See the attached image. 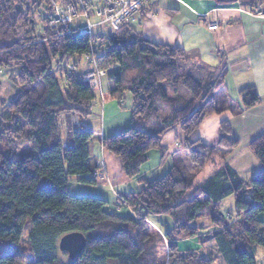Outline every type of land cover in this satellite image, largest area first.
<instances>
[{"label": "trees", "instance_id": "obj_1", "mask_svg": "<svg viewBox=\"0 0 264 264\" xmlns=\"http://www.w3.org/2000/svg\"><path fill=\"white\" fill-rule=\"evenodd\" d=\"M44 3L32 0L36 6ZM26 4L0 0V67L19 68L11 76L15 94L0 100V249L13 248L0 255V264H25L19 246L25 227L34 264H212L213 258L182 250L180 242L195 238L214 242L223 264H258L257 253L264 250V130L247 143L263 165L250 179L230 165L241 141L232 137L229 121L220 123L217 144L193 137L211 115L230 111L236 116L257 106L259 94L246 90L240 102L233 99L224 86V69L189 61L185 49L151 41L131 21L99 36L101 66L117 64L103 79L105 101L132 97L133 125L102 140L103 148L120 159L125 175L139 177L150 151L167 150L162 145L167 130L178 126L183 133L171 170L154 180L140 178L139 191L117 199L134 215L110 212L105 199L76 196L69 187L75 176L83 184L98 183L87 164L94 132L82 123L63 145L61 118L77 114L85 120L97 98L82 81L89 37L48 29L38 33ZM49 13L46 4L44 24ZM65 61L79 70L58 68ZM182 88L190 92L189 99L180 94ZM164 109L169 110L166 117ZM25 145L30 149L22 150ZM209 165L210 173L199 181L198 173ZM230 197L231 223L223 212ZM153 216L168 217L159 222L160 231L149 222ZM207 224L216 229L202 239ZM70 233L83 234L85 247L75 257L62 250L60 257V240Z\"/></svg>", "mask_w": 264, "mask_h": 264}, {"label": "crops", "instance_id": "obj_2", "mask_svg": "<svg viewBox=\"0 0 264 264\" xmlns=\"http://www.w3.org/2000/svg\"><path fill=\"white\" fill-rule=\"evenodd\" d=\"M131 22L137 24L138 30L151 41L185 49L192 62L211 70L224 69V86L233 99L240 102L246 90H254L259 94L261 101L257 106L236 116L230 111L211 115L193 137L200 138L207 144H217L220 139V123L223 120L229 121L232 137L241 141L230 160V165L238 172L233 164L235 158L246 151L251 138L264 130V0H148ZM215 23L218 24L216 30L208 29ZM103 82L105 86L107 83L105 80ZM91 111L83 124L97 137L94 139L93 135L89 142L87 164L94 171L99 167L103 156L109 178L119 189L117 193L124 195L139 191L142 188L140 178L154 180L161 176L149 179L147 174L164 173V176L171 170L173 152L183 144L180 127L175 126L163 134L162 145L167 150L150 151L140 176L128 178L122 170L121 161L103 148L102 140L133 125L132 97L126 94L122 100L107 98L103 107L94 104ZM63 135L64 142H68L71 133L67 123L63 124ZM148 162H153V165L147 166ZM164 166L166 168L163 170ZM71 178L69 187L71 182L83 184L77 176ZM106 187V183L98 182L91 188L102 193ZM111 192L116 200L109 202L103 198L109 203L107 210L123 216L134 215L132 209L120 205L114 192ZM228 213L225 210L226 217ZM193 240L199 245L197 238L182 241L180 245Z\"/></svg>", "mask_w": 264, "mask_h": 264}, {"label": "built area", "instance_id": "obj_3", "mask_svg": "<svg viewBox=\"0 0 264 264\" xmlns=\"http://www.w3.org/2000/svg\"><path fill=\"white\" fill-rule=\"evenodd\" d=\"M50 8V13L44 29L56 32L58 35L76 33L89 37L90 49L83 55L85 66L82 81L96 93L94 104L103 107L105 104L103 79L110 68L103 67L98 59L101 51L99 36H109L119 30L128 21L134 20L148 0H44ZM218 24L210 25L208 29L216 30ZM60 69L75 73L79 66L65 61ZM69 117V116H68ZM70 133L78 130L83 121L78 115H71ZM64 147L68 145L63 143ZM100 170L93 172L92 177L105 181L104 162H100Z\"/></svg>", "mask_w": 264, "mask_h": 264}, {"label": "rangeland", "instance_id": "obj_4", "mask_svg": "<svg viewBox=\"0 0 264 264\" xmlns=\"http://www.w3.org/2000/svg\"><path fill=\"white\" fill-rule=\"evenodd\" d=\"M26 1L28 4H26L24 8L32 10V12L34 13L35 18L37 20L36 30L38 33H42L44 30V27H45V24L43 23L42 17L45 14L46 2L43 5L36 6V5L32 4V0H26ZM188 59H189V61H191L189 56H188ZM18 70H19V68L16 66H1L0 67V83H1L0 84V98L8 99V98L12 97L13 94L16 92L17 88H15V86L11 80V76L14 73L18 72ZM171 94H173V92ZM180 94L182 96H184L186 99L190 98V92L186 88H182L180 91ZM106 96H107V94H106ZM2 110H3L2 105L0 103V112ZM168 113H169L168 109H164L162 111V114L164 117H166L168 115ZM68 118L72 119L71 115ZM68 118L65 115L61 118V121L63 124L67 123L69 130H70V120ZM147 130L150 132H154V130L152 128H148ZM96 137H97V135L95 134L94 139ZM22 148L18 149V151H22L24 149L29 150L30 146L25 145L24 148L23 149ZM181 154L184 156V159L188 163L191 170H195L196 167L194 166V164L191 163L189 156H188V153L182 150ZM117 159L120 162V159L119 158H117ZM102 161L105 162L103 156L101 157V162ZM234 161H235L233 163L234 167L238 170L239 175L243 179H250V178L254 177L256 174H258V172H260V170L263 167L261 161L248 148L246 149V151H243L241 154H239L235 158ZM151 165H153V162L152 163L148 162L147 166H151ZM165 168H166V166L163 167V170ZM211 168H212V166L209 165L205 169H202L198 173V180L202 181L204 178H206L207 175L210 173ZM100 169H101V167L99 166L93 172L100 170ZM163 170H161V171H163ZM103 173L106 175V180L105 181L104 180L98 181V182L106 183L107 187L101 191L102 193H99L98 189L93 190V188H91L92 185L77 184V183H73V182L70 183L71 193L77 194L76 196H94V197H99V198H105L109 202H114L116 199L114 198L113 193L111 192V191H113L114 194L116 195L117 199L118 198L122 199V195L117 193V190H119V189L114 186V184L111 182V180L109 178V175H108L107 170H106V166H105V169L103 170ZM163 174L164 173H162L161 175H156V173L154 172V173L147 174V178L153 179L155 176L163 177ZM71 179H73V178H71ZM87 190H89V191H87ZM99 194H101V195H99ZM233 208H234V199H233V197H230V198L226 199L225 203L223 204V212H225V210H227V212L231 211V210H233ZM229 215L230 216L225 217V219L227 220V222L231 223L233 221V219H235V218H234V216L231 217V214H229ZM167 219H168L167 216H153L149 222L151 223V225L154 228H156L157 230L160 231L161 228H159V224H160L159 222L165 221ZM215 229L216 228L213 225L207 224L206 229L203 230V233H201L202 239H204L205 236L212 234ZM19 246H20V248H21V250L25 256V260H26L25 264H34L35 259H34V255H33V252L31 250V247H30V243H29V239H28V228L27 227H25V229L23 231V235H22V238L19 242ZM186 247L188 250H192L195 253L213 258L212 264H223L219 254L216 250L214 242L210 241V242L205 243V244L199 243V245L196 244L195 240H193L191 242H183L181 244L182 250H186ZM12 251H13L12 246L8 245V247L5 248V250L0 249V255L5 254V253H10ZM59 255H60V257L65 256L62 253V249H61V253ZM256 258H257L258 264H264V250L259 249Z\"/></svg>", "mask_w": 264, "mask_h": 264}, {"label": "water", "instance_id": "obj_5", "mask_svg": "<svg viewBox=\"0 0 264 264\" xmlns=\"http://www.w3.org/2000/svg\"><path fill=\"white\" fill-rule=\"evenodd\" d=\"M86 238L80 233H70L63 236L60 240V248L68 251L70 257H75L85 247Z\"/></svg>", "mask_w": 264, "mask_h": 264}]
</instances>
